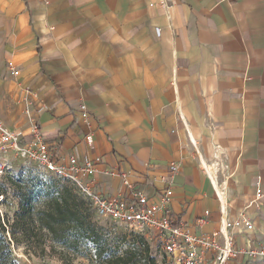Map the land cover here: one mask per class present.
I'll return each mask as SVG.
<instances>
[{
  "label": "crops",
  "instance_id": "crops-1",
  "mask_svg": "<svg viewBox=\"0 0 264 264\" xmlns=\"http://www.w3.org/2000/svg\"><path fill=\"white\" fill-rule=\"evenodd\" d=\"M0 122L101 159L105 196L172 189L170 215L197 236L251 219L225 230L232 264H261L264 0H0Z\"/></svg>",
  "mask_w": 264,
  "mask_h": 264
},
{
  "label": "built area",
  "instance_id": "built-area-1",
  "mask_svg": "<svg viewBox=\"0 0 264 264\" xmlns=\"http://www.w3.org/2000/svg\"><path fill=\"white\" fill-rule=\"evenodd\" d=\"M150 6L156 8L155 4ZM159 10L165 13L166 7L161 6ZM160 32V29H157L158 35ZM8 65L14 76L20 74L12 61H9ZM79 109L82 118L88 121L87 107L81 104ZM45 110L41 108L37 114H42ZM86 139L89 148L93 150V135L89 134ZM10 159L30 163L31 176L45 185L52 180L70 185L90 203L95 217L124 225L135 234L146 237L162 250L168 264H232L240 257V251L235 244L237 233L228 234L225 230L237 227L252 231L254 228L251 219L242 217L225 223L224 229L219 232L197 236L189 228L178 225L170 215L168 205L173 197L172 189H166L156 195L140 190L129 198L122 194H100L96 191L95 184L101 174L98 166L102 160L82 158L77 149L68 158L58 157L38 126H33L31 134L26 135L19 129L10 130L0 122V182L6 178L17 182L12 173L13 165ZM170 168L173 172L178 171L175 163ZM105 173L120 178L129 187L126 172L111 169ZM259 182L258 179L255 180L254 186L257 189ZM259 194L261 193L258 189ZM2 200L3 196H0V203ZM200 222L206 221L202 219ZM249 252L253 256V262L264 264V250Z\"/></svg>",
  "mask_w": 264,
  "mask_h": 264
},
{
  "label": "trees",
  "instance_id": "trees-1",
  "mask_svg": "<svg viewBox=\"0 0 264 264\" xmlns=\"http://www.w3.org/2000/svg\"><path fill=\"white\" fill-rule=\"evenodd\" d=\"M30 178L35 189L22 186L16 176L20 199L13 222L0 216V264H22L15 256L20 246L26 256H58L63 264H160L152 241L100 225L90 203L70 185L59 189V182L45 185Z\"/></svg>",
  "mask_w": 264,
  "mask_h": 264
},
{
  "label": "rangeland",
  "instance_id": "rangeland-1",
  "mask_svg": "<svg viewBox=\"0 0 264 264\" xmlns=\"http://www.w3.org/2000/svg\"><path fill=\"white\" fill-rule=\"evenodd\" d=\"M15 164L12 170L13 175L18 176L21 178L23 184L28 189H35V182L31 180V173H32V165L28 162L23 160H14ZM17 184V183H16ZM15 182L8 181V179H4L0 182V196H3V200L0 203V216L7 215L11 221L13 222L14 215L18 209L19 203V196H18V189L16 187ZM66 186V183H57V188L61 189L62 187ZM44 201V200H41ZM43 202H39L37 207H41ZM2 213V214H1ZM96 221L105 227H112L117 233H134L129 228L125 227L124 225L114 223L109 220L100 219L95 217ZM92 256L94 253V247L91 246ZM156 254L159 257L160 264H168L167 260L164 258V253L162 250L155 246ZM15 256L18 259L22 260V264H63L60 257L58 256H47V257H36V256H26L23 252V247H19L15 250ZM85 260H78L76 264H86Z\"/></svg>",
  "mask_w": 264,
  "mask_h": 264
}]
</instances>
